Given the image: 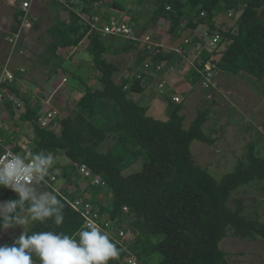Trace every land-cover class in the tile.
<instances>
[{
  "label": "trees",
  "instance_id": "16d2710c",
  "mask_svg": "<svg viewBox=\"0 0 264 264\" xmlns=\"http://www.w3.org/2000/svg\"><path fill=\"white\" fill-rule=\"evenodd\" d=\"M98 1L113 11H125L118 0L49 2L52 9L67 11L66 20L57 17L47 29L51 42L47 46L49 58L45 59V63L51 65V59L58 60L53 62L50 79L54 78V82L51 87L64 89L67 80L63 79L62 84L61 77L70 74L60 68L59 61L63 59L55 56L59 49H77L83 43L89 62L98 73L95 78L98 88H90L87 81L72 75L83 87V95L76 103V110L72 111L74 117L56 119L51 129H41L36 120L41 108L51 110L48 101H43L50 97V90L37 95V103L29 108L31 93L23 95L16 83L5 85L13 100L17 99L24 105L25 112L20 120L21 123H31L34 138L29 146L31 149L23 153L20 146L13 143L16 132L11 134L10 130L19 126L16 110L12 102L6 100L1 108L4 113L7 112L9 122L0 115V155L8 145H11L13 153L24 155L50 152L55 157L54 168H59L60 174L52 172L46 178L49 185L43 183L37 186L53 191L59 181L63 183L60 194L65 203L64 223L57 227L51 221L33 222L27 231L29 235L34 231H62L76 238V233L98 213L103 220L99 226L121 250L120 257L109 264H228L226 254L220 250L222 241L228 236L251 242L259 238L264 240V224L260 222L256 210L253 213L257 217L249 216L240 200H231L233 193L240 189L264 187V159L248 145L245 157L236 161L234 171L219 181L196 166L190 153L191 143L198 141L210 146L216 141L210 135L216 130L212 126L205 128L210 108L198 110L185 129L181 114L183 102L174 103L171 100L177 93L166 83L163 96L171 93L167 97V118L157 121L149 117L148 108L139 106L134 97L143 94L145 85L152 77H157L155 75L163 77L164 81L167 75L173 81L175 71L181 66L180 58L161 49H154L152 53L139 51L134 60L136 71H131V77L121 78L116 84L113 76L119 68L103 56L109 52L117 53L119 49L129 53L137 47L131 42L123 44L121 38H104L91 30L98 17L93 12ZM139 2L144 3L142 0ZM147 5L148 16L137 14L135 18L122 21L134 26V29L140 28L142 33L163 22L167 35L174 38H180L187 30L193 35L194 31L206 27L210 34L219 33L221 37L212 51L217 58L211 61L215 77L219 73L226 77L243 76L248 85L254 83L252 79H264V0H152ZM167 7L170 11L166 10ZM229 12L240 14L235 26L227 25L225 15ZM14 13L17 25L11 28L10 35H19L23 14L18 6L14 7ZM141 17L145 21L138 26ZM41 20L42 16H29L32 30L39 28ZM112 42L123 46L112 49ZM224 44L223 50L219 51ZM19 46L18 49L21 48ZM210 57L205 51L197 68L183 66L191 72V81H188L192 85H199L197 71ZM146 61L152 65L149 69L144 67ZM157 65L161 67L160 71H156ZM16 75V82L17 78L24 77L20 72ZM72 87L75 91L76 87ZM207 91L212 92L213 89ZM205 129L210 133H206ZM61 156L67 164L58 163ZM139 162V171L129 176L122 175ZM82 167L92 175L91 179L80 173ZM95 179H99L104 186H95ZM100 195L105 197V205ZM15 198L16 194L5 191L3 200ZM77 199L82 205L75 211L71 205ZM229 202L233 207H229ZM131 235L133 240L129 239ZM33 261L39 264L38 257L33 256Z\"/></svg>",
  "mask_w": 264,
  "mask_h": 264
},
{
  "label": "rangeland",
  "instance_id": "374dc122",
  "mask_svg": "<svg viewBox=\"0 0 264 264\" xmlns=\"http://www.w3.org/2000/svg\"><path fill=\"white\" fill-rule=\"evenodd\" d=\"M21 1L22 0H18L15 7H19ZM142 1L144 3L141 4L139 0H118L125 8V11L121 12L113 11L107 5L105 8L103 6L105 4L101 5L100 1H98L93 7V12L98 16L95 20V26L99 28L104 23L102 17H100L101 15L97 13L98 11H101L104 15L110 14L121 20L131 17L135 18L137 14L148 16L150 12L147 3H152V0ZM49 2L50 0H32L29 12L32 16H42V20L39 21V28L37 30H32V25L27 21L21 26V32L17 38V44H20L19 47L23 50L22 54H20L18 53L16 41L14 39L13 41L3 40V36L8 37L11 33V28H14L17 24L14 18V10L0 1V67L13 69L14 72L20 67L23 68L24 77L16 83V87L21 90L23 95L31 93L28 104L29 108L37 103V95H41L42 91L49 89L51 95L48 99H43V101H48L51 110L59 114L60 119L67 118L68 116L74 117L72 111L76 110V103L83 95V87L77 82V79L74 80L72 78V75L87 81L88 87L98 88L99 85L95 81L98 73L89 62V57L85 52L83 43L77 49H59L56 51L55 56L59 59H63L62 62L59 61L61 63L60 68L67 70L70 74H63L61 77V83L63 79L67 80L66 83H64V89L55 90L51 87L54 82L52 81L54 80L53 77V79H50L53 74V62H57L58 60L51 59V65L45 63V59L49 58L47 46L51 42L47 29L55 22L57 17L60 20H66L67 11L64 12L58 8L56 10L52 9L49 6ZM102 6L103 8L100 9ZM243 6L244 5H242L241 8H243ZM134 7H136V11H129L133 10ZM128 11L131 13H128ZM261 12H263V10L260 11V13ZM127 13L129 15H127ZM81 18L84 19L85 17L81 15ZM144 21V17H141L138 20V26H142ZM226 22H228V26H235L238 19L236 18V21L233 20L231 22L228 20ZM165 26L166 24L163 23V25H160L159 23L157 26L151 28L164 29L161 34H156L154 36L161 41L160 44L163 47L167 48V46L171 45V41L167 35ZM223 29L227 30V27H223ZM139 31V33H142L140 29ZM150 31L153 32L152 30ZM150 31H148V33H150ZM187 32L188 30L185 31L183 35H186ZM121 41L125 45L131 42L126 39H121ZM112 44H114L111 45L112 49H119L123 46L122 44L120 45V43L117 44V42H112ZM225 45L226 44L219 48V51L223 50ZM171 47H175V43H173ZM139 51L142 50L137 48L134 51L125 53L119 49L117 53L109 52L103 56L106 61L113 63L119 68V71L113 76L116 84L120 83L121 78H129L136 71L134 60L139 54ZM10 53L12 57L8 61L5 60L8 59ZM70 56L72 57L70 58ZM215 59L217 58L215 57ZM175 64L176 62L174 65ZM180 65L185 66L183 63H180ZM54 76L58 77V75ZM160 78L161 77H159V79ZM166 79L168 82L167 75ZM252 82L254 83L248 85L243 76L226 77L219 73L217 84L211 93L207 94L206 90H203L202 93L204 97H202L200 91L194 89L190 93L191 97L183 100L181 114L184 116L183 124L185 129L189 127L198 110L205 107L210 108L209 121L205 128H210L212 126V128L216 130L215 133L213 132L210 134L216 141L210 146L194 141L191 143L190 153L195 165L207 171L216 181L221 180L224 176L234 171L236 161L245 157L248 145L254 148L255 154L258 157L264 159V79L262 81H255V79H252ZM71 86H75L76 90L74 91ZM145 96L142 102H139L140 98L135 96V102H138V105L141 107L145 105V107L148 108L149 117L157 121L165 120L167 118V110L162 113L157 110L158 108L156 107L158 104L165 106L167 103L166 99L160 96L155 90L146 91ZM24 111V105L19 102L16 116L21 115ZM7 115L6 112L2 117H4L6 122H9V117H7ZM16 123L19 128L10 130L11 134L12 132H16L13 135V138H15L13 143L20 146L22 153L27 152L31 149L30 147L34 138L32 133L33 126H31L29 122L21 123L20 121H16ZM205 131L206 133H210V130L208 132L207 129H205ZM10 147L11 145H8L4 150H9L11 149ZM58 163L67 164L62 156L58 159ZM140 169L141 162L125 170L122 175L129 176ZM62 184L63 183L59 181V184H57V187L54 188L53 191L61 193L60 187H62ZM37 187L39 189V186ZM5 191L6 189L0 188V201H4ZM102 196L103 195H100V198ZM104 198L105 197L101 198V202L105 205ZM106 198L108 199L109 197ZM234 199L241 201L247 215L253 217L258 216L260 222L264 224L263 186L240 189L233 193L231 200ZM228 205L229 207H233L231 202H229ZM253 210H256L257 216L253 213ZM29 226L30 225L25 226L27 230ZM22 231L23 228L20 226L0 231V244H11L12 239L18 236ZM129 239L133 240V237ZM220 250L226 254L228 264H264V240L261 238L251 242L235 239L230 235L222 241Z\"/></svg>",
  "mask_w": 264,
  "mask_h": 264
},
{
  "label": "clouds",
  "instance_id": "9594fccd",
  "mask_svg": "<svg viewBox=\"0 0 264 264\" xmlns=\"http://www.w3.org/2000/svg\"><path fill=\"white\" fill-rule=\"evenodd\" d=\"M100 4L103 5L101 1ZM103 6L105 8L107 7L106 5ZM103 6L100 9H102ZM9 8L14 10L11 7ZM99 14L104 23L112 18L118 19L110 14H107L110 15L109 18H103L106 17V15L101 11ZM237 17H239V15H237ZM191 36V32L189 31V35L186 37ZM6 37L7 36H4L3 40H6ZM104 38H108V36ZM22 51L21 48L18 49V53L22 54ZM11 57L12 55L10 53L8 59L5 60L8 61ZM179 58L181 63L189 64L181 57ZM187 58L189 61H192L193 55L189 54ZM201 62L202 59L200 57L196 60L194 67L201 64ZM1 68L2 66L0 69ZM18 69L16 72H14L13 69H7V67L1 69L0 79L3 78L2 75L5 70L11 72L15 78L12 83H8L7 81L1 82L0 90H7L8 94L11 95L9 89L5 85L19 82L20 79L18 78L16 82V73L20 72L24 75V70L22 67ZM155 76H157L154 78V80H156L155 91L160 96H163L157 88L162 77L159 79L158 75ZM212 89L214 90L215 87ZM207 92L206 90V93ZM208 93L211 92L209 91ZM6 100L2 103L6 102ZM14 100L17 101V99ZM10 102H12L17 112L19 102L17 101L18 106L14 104L13 101ZM181 102H183V98ZM2 103H0V108ZM49 111L51 110L41 108L38 118ZM0 112L2 117V115H4V110L1 108ZM24 112L16 116L18 122H21L20 118ZM38 118L36 120L37 125ZM56 119H59V115ZM56 119L53 122H55ZM54 165L55 157L50 152L40 151L38 153L24 155L18 152L13 153L7 151L0 155V188L9 189L16 194L15 199L0 201V231L16 226L23 228V231L12 239L10 245L7 243L0 244V264H34L33 256L38 257L39 264H109L110 261L118 259L121 255V250L99 226L103 220H101L100 215L98 216V213L93 216L91 221H88V226L82 227L76 233V238L62 231L57 232L52 230L34 231L29 235L25 226L33 222L46 223L51 221V223L57 227L64 223L65 203L61 194L55 191L38 189L37 187V185H42L52 172H55L56 175L60 174V169L54 168ZM80 173L87 179H91L92 177L84 167L81 168ZM94 184L95 186H104L99 179H95ZM76 202H80V206L82 202L77 199L71 205L75 211H78L80 207H78V209L75 208Z\"/></svg>",
  "mask_w": 264,
  "mask_h": 264
},
{
  "label": "built area",
  "instance_id": "2783aa9c",
  "mask_svg": "<svg viewBox=\"0 0 264 264\" xmlns=\"http://www.w3.org/2000/svg\"><path fill=\"white\" fill-rule=\"evenodd\" d=\"M0 1L6 6H9L13 9L18 2V0H0ZM31 2L32 0H22L19 3V9L23 14V16L21 17L22 20L21 26L26 21L29 22V24L31 25V22L29 21V16L31 15L29 12ZM166 10L170 11V8L167 7ZM201 16H203V14H201ZM225 18L231 21L233 20L236 21V18L238 19V17L233 12H229L228 14H226ZM160 24L163 25V22ZM139 29L140 28L134 29V26H130L129 24L123 22L122 20L114 19V18L102 24L101 27L99 28L96 27L95 25H91V30L93 32L94 31L99 32L103 37L108 36V37H115V38L129 40L138 49L146 50L149 53H152L154 49H161L163 51L173 52L179 57H181L184 61L188 62L189 63L188 65L193 68H196L194 67L196 60L200 58L203 55V53L206 51L208 55L211 57L208 59L206 63H204L203 68L201 70L198 69L197 71V73L200 76L199 85L204 90H209L210 88L215 87V82H214L215 72H214V66L212 65L211 61L215 59V57L212 55V51L216 49L217 45L221 40L219 33L210 34V30H208L206 27L204 28L202 27L201 29L194 31L191 37L174 38L168 35L171 41L170 42L171 45L165 48L160 44L161 41L154 36L156 34H161L164 31L163 28H162L163 30H161V28L158 29L151 28L153 32L150 31V33L148 32L139 33L140 32ZM19 35H10L6 37V41L7 40L13 41L14 39L16 41V48H17L18 45L17 38L19 37ZM176 42H179V44H177ZM173 43H175V47L172 48L171 46ZM189 54L193 55L192 61H189V59L187 58ZM151 66L152 65L149 63V61H146L144 63V67L146 69H149V67ZM155 69L156 71H160L161 67L157 65ZM2 77L3 78L0 79V83L5 81H7L8 83H12L15 78V76L7 70L4 71ZM166 83L167 81L166 80L164 81L162 77L157 85V88L161 94H163V87ZM6 99L13 101V103L18 106L17 101L13 100V97L8 94L7 90L4 89L0 90V103H2ZM172 101L174 103H180L182 101V97L175 95L172 98ZM58 115L59 114L51 110L46 114L42 115L41 117H39L37 121L39 128L41 129L51 128L52 126L51 123L56 119ZM7 151H11V150H4V153ZM52 180H54L53 177ZM44 183L48 184V181H45ZM7 190L12 192L9 189ZM78 207H80V202L75 203V208L78 209ZM86 226H88V221L86 222Z\"/></svg>",
  "mask_w": 264,
  "mask_h": 264
},
{
  "label": "crops",
  "instance_id": "0c3cea01",
  "mask_svg": "<svg viewBox=\"0 0 264 264\" xmlns=\"http://www.w3.org/2000/svg\"><path fill=\"white\" fill-rule=\"evenodd\" d=\"M106 17L109 18L110 15H106ZM187 35H189V31L187 32L186 35H183L182 37H186ZM176 43L179 44V42H176ZM184 65H188V64L184 63ZM181 66L177 68V71H175L173 81H170L168 79V82H167L168 85H169L168 88L174 89L173 91H175V93H177L175 95H177V96H183L182 97L183 100L188 99L189 97H191L190 96V93L194 89H198L200 91V94H202V97H204V94L202 93L203 90L201 89L200 85H197V84L192 85V82H190L191 81V78H190L191 75H189V74L191 72L189 73V69H187V67H183V66L181 67ZM182 72L186 73V75L184 76V74ZM165 80L167 81L166 78H165ZM188 80H190V81H188ZM217 80H218V76L216 75V77H214V82L216 84H217ZM155 87H156V80H154L153 77H152V79L149 82H147V85H145L143 94H141V95L138 96V98H140L139 99V102H142V99L145 96L146 91H148V90H155ZM170 94L171 93H169L167 96L165 95V96H162V97L164 99H166V101H167V99H168L167 97H170ZM167 104H168V101H167V103H166L165 106L158 104V106L156 108H158L157 110H159L160 112L163 113L166 110ZM144 107H145V105H144Z\"/></svg>",
  "mask_w": 264,
  "mask_h": 264
},
{
  "label": "bare ground",
  "instance_id": "6f19581e",
  "mask_svg": "<svg viewBox=\"0 0 264 264\" xmlns=\"http://www.w3.org/2000/svg\"><path fill=\"white\" fill-rule=\"evenodd\" d=\"M194 73V72H193Z\"/></svg>",
  "mask_w": 264,
  "mask_h": 264
}]
</instances>
